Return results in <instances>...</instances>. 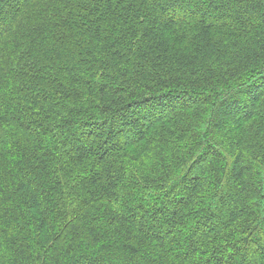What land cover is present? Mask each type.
Instances as JSON below:
<instances>
[{"label": "trees", "instance_id": "obj_1", "mask_svg": "<svg viewBox=\"0 0 264 264\" xmlns=\"http://www.w3.org/2000/svg\"><path fill=\"white\" fill-rule=\"evenodd\" d=\"M0 264H264V0H0Z\"/></svg>", "mask_w": 264, "mask_h": 264}]
</instances>
